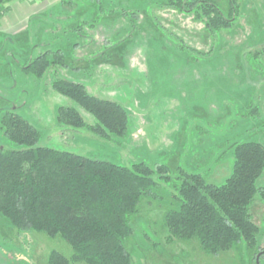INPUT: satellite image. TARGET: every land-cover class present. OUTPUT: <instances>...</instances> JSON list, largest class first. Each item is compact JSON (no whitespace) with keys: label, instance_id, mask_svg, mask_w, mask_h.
Segmentation results:
<instances>
[{"label":"rangeland","instance_id":"rangeland-1","mask_svg":"<svg viewBox=\"0 0 264 264\" xmlns=\"http://www.w3.org/2000/svg\"><path fill=\"white\" fill-rule=\"evenodd\" d=\"M207 1L231 19L228 28L210 31L197 3L10 2L0 17V151L23 148L3 130V114L12 112L39 132L38 145L121 166L162 163L224 183L236 145L255 142L264 149V0ZM38 57L46 61L40 74L27 68ZM57 80L118 102L126 132L102 136L58 121L61 107L74 106L88 125L95 123L53 88ZM177 184L174 178L161 183L157 197H142L130 216L132 233L124 242L130 264H257L264 199L256 194L250 208L259 226L257 247L240 241L212 255L196 239L166 241L164 216L179 208ZM256 185H264V168ZM53 250L72 254L60 237L18 230L0 215V264H49Z\"/></svg>","mask_w":264,"mask_h":264},{"label":"trees","instance_id":"trees-1","mask_svg":"<svg viewBox=\"0 0 264 264\" xmlns=\"http://www.w3.org/2000/svg\"><path fill=\"white\" fill-rule=\"evenodd\" d=\"M12 1L0 0V17ZM168 3L178 8L197 3V15L210 31L231 25V19L207 0ZM45 66L38 57L27 68L40 74ZM53 88L90 113L95 123L88 125L74 106L61 107L58 121L88 127L102 136L126 132L127 115L118 102L89 95L81 84L66 80L55 81ZM2 126L6 136L23 148L0 151V215L18 230L58 236L70 246L68 258L51 251L49 264H130L124 245L132 233L130 216L142 197H157L156 188L173 178L179 208L164 216L167 242L196 239L212 255L240 241L257 247L259 226L250 208L256 194L264 199V185H256L264 168V149L258 143L235 146L230 175L217 185L201 172L180 167L171 171L162 163L144 162L121 166L38 145L39 132L12 112L3 114ZM257 254L260 261L264 247H258Z\"/></svg>","mask_w":264,"mask_h":264},{"label":"crops","instance_id":"crops-1","mask_svg":"<svg viewBox=\"0 0 264 264\" xmlns=\"http://www.w3.org/2000/svg\"><path fill=\"white\" fill-rule=\"evenodd\" d=\"M50 1H51V0H39L40 3H46V4L49 3ZM52 1H53V0H52ZM43 8H44V7H43ZM43 8H42V9H43ZM26 11H27V12H28V11L31 12L32 10H30V8H27Z\"/></svg>","mask_w":264,"mask_h":264},{"label":"flooded vegetation","instance_id":"flooded-vegetation-1","mask_svg":"<svg viewBox=\"0 0 264 264\" xmlns=\"http://www.w3.org/2000/svg\"><path fill=\"white\" fill-rule=\"evenodd\" d=\"M257 259H258V260H257ZM256 261H257L256 263L258 264V261H259V254H258L257 258H256Z\"/></svg>","mask_w":264,"mask_h":264}]
</instances>
